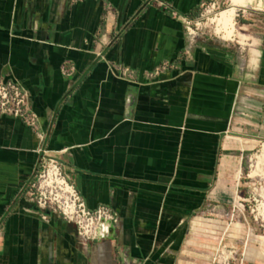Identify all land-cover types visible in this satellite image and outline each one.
Returning a JSON list of instances; mask_svg holds the SVG:
<instances>
[{"label":"crops","instance_id":"1","mask_svg":"<svg viewBox=\"0 0 264 264\" xmlns=\"http://www.w3.org/2000/svg\"><path fill=\"white\" fill-rule=\"evenodd\" d=\"M209 1L0 0V80L24 90L38 118L35 133L0 113V264H175L196 246L189 229L244 233L192 216L226 207L264 143V15L246 60L195 40L190 26ZM247 1L264 12V0ZM223 33L230 41L233 27ZM48 161L89 209L119 219L87 249L28 202Z\"/></svg>","mask_w":264,"mask_h":264},{"label":"rangeland","instance_id":"2","mask_svg":"<svg viewBox=\"0 0 264 264\" xmlns=\"http://www.w3.org/2000/svg\"><path fill=\"white\" fill-rule=\"evenodd\" d=\"M231 7L235 8L231 5L230 0H210L200 11V18L190 28L194 32L196 41L207 40L214 44L227 45L240 50L241 56L247 60L249 57L251 58V49L257 51L261 47L264 12L262 8L256 7L254 2L245 9H242V7L237 8L238 11L237 9L234 11L229 26V28L233 27L234 36H232V41H225L220 34L216 33L215 18L222 11H230L228 9H231ZM236 30L248 36L249 42L252 43L251 47L236 43V37L241 35ZM1 82L4 81L0 80ZM260 148L261 144L247 154L242 165L240 187L232 195L233 198L226 203V207L219 210L210 206L207 210L199 211L192 216L199 215L204 218L219 220L223 222L224 225L222 226L224 228L233 222H239L243 226L244 233L238 238L231 239L228 237V231L211 228L209 230L212 234L205 232L194 234L189 229L187 237L192 235L196 246L189 247L190 255L187 257L181 253L178 254L175 264H264V193L262 192L264 191V149L260 150ZM251 158H253V166L250 169ZM42 171V168L39 169L37 175ZM41 180L38 177L34 178L35 189L33 195L29 196L28 202L48 212L43 215L41 212H35L34 214L39 216L41 221L48 223L51 222L52 217L62 220L58 212L54 216L51 214L52 208H55L53 197L46 195V200L42 198V201H39L40 191L37 188ZM38 201L41 203L38 204ZM43 202H46V204H43ZM237 203H241L242 207H239ZM68 230L69 234L75 239L78 248L87 249L90 247L92 242L87 244L88 247H85L71 225H69ZM249 249L253 251L252 256L250 259H245L246 250Z\"/></svg>","mask_w":264,"mask_h":264},{"label":"built area","instance_id":"3","mask_svg":"<svg viewBox=\"0 0 264 264\" xmlns=\"http://www.w3.org/2000/svg\"><path fill=\"white\" fill-rule=\"evenodd\" d=\"M191 32L194 34L193 31ZM167 68L168 65H164L160 69H156L154 74L167 70ZM121 73L127 75L124 70ZM27 101V93L16 83L12 81L0 83V113L13 115L15 118L21 120L26 127L38 133L37 115L29 110ZM50 167L58 171L59 177L65 182L68 191L62 192L53 186L41 187L39 183V187L37 188L40 191L39 201H42V198L46 200V195L53 197L52 200L55 208L51 210L52 216L58 212L62 220L72 226L85 247L90 242L105 238L113 227L118 224L119 219L117 216L111 213L106 206L89 209L76 190L65 179L59 165L53 161H48L47 165L42 167V173L36 174L35 178L42 179ZM31 189L32 196L35 189L34 182L31 184ZM39 201L38 204L41 203ZM43 204H46V202H43Z\"/></svg>","mask_w":264,"mask_h":264},{"label":"bare ground","instance_id":"4","mask_svg":"<svg viewBox=\"0 0 264 264\" xmlns=\"http://www.w3.org/2000/svg\"><path fill=\"white\" fill-rule=\"evenodd\" d=\"M230 1L232 3V6H238V7L247 8V7H249L251 5V2L247 1V0H230ZM255 6L258 7V8H262L261 7L262 5L260 3H258V4L256 3ZM230 16H231V12H226V13H221L220 15L216 16V18H215V21H216V24H217L216 32L220 33L223 38L227 37L226 35L225 36L223 35L224 34L223 30H227L229 28L230 19H231ZM261 149H264V143L261 144L260 150ZM250 160H251V164H250V169H251V167L253 166L252 165L253 158H251ZM263 177H264V175H263ZM40 186L41 187L53 186L57 190H60L62 192L68 191V187L65 185V182L63 181V179L61 177H59L58 171L55 168H53V167H50L45 172L42 180L40 181ZM262 192L264 193V191H262ZM263 197H264V195H263ZM261 206H263V204H261Z\"/></svg>","mask_w":264,"mask_h":264}]
</instances>
